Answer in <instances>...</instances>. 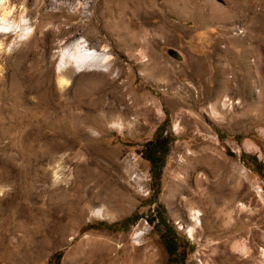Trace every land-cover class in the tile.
Masks as SVG:
<instances>
[{"label": "rangeland", "instance_id": "1", "mask_svg": "<svg viewBox=\"0 0 264 264\" xmlns=\"http://www.w3.org/2000/svg\"><path fill=\"white\" fill-rule=\"evenodd\" d=\"M3 11L0 264H264V0H0ZM72 184L86 201L63 233ZM189 194L203 215L191 236Z\"/></svg>", "mask_w": 264, "mask_h": 264}, {"label": "bare ground", "instance_id": "2", "mask_svg": "<svg viewBox=\"0 0 264 264\" xmlns=\"http://www.w3.org/2000/svg\"><path fill=\"white\" fill-rule=\"evenodd\" d=\"M6 10V9H5ZM1 13V12H0ZM8 12L7 11H3L2 15L0 16V31L2 29L5 28L4 26V23L7 21V16H8ZM3 33V32H2ZM0 35H1V32H0ZM82 43H79V40L73 42L72 44H70L68 47H67V53L66 55H68L66 58L68 60V63L70 64L71 67H74V64L78 61H76V51L79 50V45H81ZM80 49H81V46H80ZM64 53V54H65ZM70 53H72V57L70 56ZM78 53V52H77ZM80 54V53H79ZM220 54V53H219ZM218 54V55H219ZM78 55V54H77ZM221 55V54H220ZM227 55V54H226ZM65 56V55H63ZM227 57V56H226ZM218 58L220 59L221 57L218 56ZM224 58V57H223ZM222 58V59H223ZM64 60V59H63ZM221 63V62H220ZM222 64V63H221ZM220 64V65H221ZM155 66L157 71L159 73L160 68L158 67V65L156 66V63H150V66ZM85 66V65H84ZM194 66V65H193ZM218 67V65H217ZM216 67V68H217ZM82 68V67H81ZM154 68V67H153ZM162 68V67H161ZM192 68V67H191ZM195 68V67H194ZM199 68V66H198ZM196 69V68H195ZM218 69V68H217ZM192 73V72H190ZM195 73V72H194ZM146 99H141V98H138L137 96H134L133 97V105L135 106H139L141 104H144ZM146 112H150V108L146 107L144 109ZM64 180L61 179L59 180V178H56L54 179V183H59V182H63ZM53 183V184H54ZM73 187L65 190L62 194V199L65 200L66 197H70L69 200H66V204H67V207L64 206V210H61V212L63 211L64 212V215L62 216L61 219H65L66 220V223H65V227L63 228V233H66L67 232V229L69 226L73 225L74 222L76 221V219L79 217L78 215H80L84 208V202L86 201L84 197H82L81 195H79L77 193V195H70V191H72L73 189L76 188V185L75 184H72ZM194 185L196 186V188H201L203 185H204V181L202 179H199L198 177L195 179V182H194ZM78 188V187H77ZM184 190V189H183ZM195 196V195H194ZM194 196L193 194H189V197L186 198L185 200V205H187L188 207H190V217H191V220H192V225L188 227V232L190 234V236L192 235L194 229L196 226H198L197 224L200 223V217L203 216L199 210H197L195 207V205L197 204L196 200H194ZM237 193L235 192H232L231 194H227L226 198L224 199V206H223V209H221L222 212L216 214V217L218 218V220L221 222H230L231 218H232V209L234 208V205L236 203V200H237ZM201 203V202H200ZM64 205V203H63ZM62 208V207H61ZM58 209V208H56ZM93 211V214L95 216H98V217H104L106 215V212L107 210L101 206L99 208H96L95 210H92ZM218 212V211H217ZM110 213V212H108ZM63 214V213H62ZM236 226V225H235ZM236 228V227H235ZM234 229V227H233ZM229 231V230H228ZM145 234L144 233H138V234H135V239H141ZM138 246H140V244H138ZM95 250V249H94ZM226 250V249H225ZM105 254H107V251H103V255L105 256ZM108 256V255H107ZM110 256V255H109ZM222 256H227V255H224V253H222ZM231 257V256H230ZM107 258V257H106ZM108 264H126L125 262H120L119 260V256L117 254H115L114 256H111V258L108 259ZM147 264H153V260L152 258H150V260L147 262Z\"/></svg>", "mask_w": 264, "mask_h": 264}, {"label": "trees", "instance_id": "3", "mask_svg": "<svg viewBox=\"0 0 264 264\" xmlns=\"http://www.w3.org/2000/svg\"><path fill=\"white\" fill-rule=\"evenodd\" d=\"M243 158H245V155H242V159ZM148 160L152 163V166H154V163H155L154 160H155V158L149 157ZM255 163L257 164L256 159H255ZM152 171H153V169H152ZM158 177H159V174H157L156 179H158Z\"/></svg>", "mask_w": 264, "mask_h": 264}, {"label": "water", "instance_id": "4", "mask_svg": "<svg viewBox=\"0 0 264 264\" xmlns=\"http://www.w3.org/2000/svg\"><path fill=\"white\" fill-rule=\"evenodd\" d=\"M169 55H170L172 58H175V59L180 60L179 55H178L175 51H173V50H170V51H169Z\"/></svg>", "mask_w": 264, "mask_h": 264}]
</instances>
